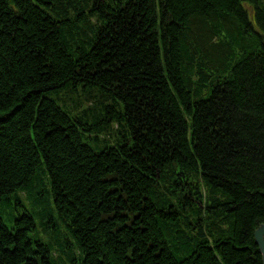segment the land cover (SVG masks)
Returning <instances> with one entry per match:
<instances>
[{
    "label": "trees",
    "instance_id": "trees-1",
    "mask_svg": "<svg viewBox=\"0 0 264 264\" xmlns=\"http://www.w3.org/2000/svg\"><path fill=\"white\" fill-rule=\"evenodd\" d=\"M262 224L264 0H0V264H264Z\"/></svg>",
    "mask_w": 264,
    "mask_h": 264
},
{
    "label": "bare ground",
    "instance_id": "bare-ground-1",
    "mask_svg": "<svg viewBox=\"0 0 264 264\" xmlns=\"http://www.w3.org/2000/svg\"><path fill=\"white\" fill-rule=\"evenodd\" d=\"M66 107H65V109H68L69 110V106L68 105H65ZM100 112H101V114H99V115H97V116H101V115H104V113H103V109L101 108L100 109ZM103 113V114H102ZM94 117H90L88 120V122H92L94 119H93ZM95 120H96V117H95ZM112 127H114V125L112 126ZM32 129V131H31V135H32V139L34 140V142H35V136H34V132H33V128H31ZM117 129V128H116ZM99 135H101V134H99ZM90 139V142H93V145H94V147L97 149V150H99V149H101V144H103V145H105L106 143L103 141V139H102V137H100V136H90L89 137ZM103 141V142H102ZM14 194H16V192H14V193H10V195H9V197H11V196H15ZM259 250H260V248H259ZM261 253V252H260ZM51 258V257H50Z\"/></svg>",
    "mask_w": 264,
    "mask_h": 264
},
{
    "label": "water",
    "instance_id": "water-1",
    "mask_svg": "<svg viewBox=\"0 0 264 264\" xmlns=\"http://www.w3.org/2000/svg\"><path fill=\"white\" fill-rule=\"evenodd\" d=\"M256 243L260 248L264 263V224H262L255 232Z\"/></svg>",
    "mask_w": 264,
    "mask_h": 264
},
{
    "label": "rangeland",
    "instance_id": "rangeland-1",
    "mask_svg": "<svg viewBox=\"0 0 264 264\" xmlns=\"http://www.w3.org/2000/svg\"><path fill=\"white\" fill-rule=\"evenodd\" d=\"M118 126V125H117ZM117 129H118V127H117ZM119 136H120V133H121V130H119ZM122 135V134H121ZM196 203V201H195V199H194V204Z\"/></svg>",
    "mask_w": 264,
    "mask_h": 264
}]
</instances>
